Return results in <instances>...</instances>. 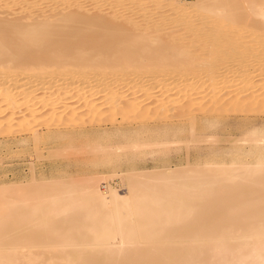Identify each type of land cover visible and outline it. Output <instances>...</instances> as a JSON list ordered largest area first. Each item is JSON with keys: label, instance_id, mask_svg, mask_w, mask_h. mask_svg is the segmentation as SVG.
I'll return each instance as SVG.
<instances>
[{"label": "bare ground", "instance_id": "obj_1", "mask_svg": "<svg viewBox=\"0 0 264 264\" xmlns=\"http://www.w3.org/2000/svg\"><path fill=\"white\" fill-rule=\"evenodd\" d=\"M89 1L95 13L84 0H0V135L30 133L38 148L99 122L186 116L155 134L195 137L230 112L238 152L223 169L129 176L124 197L101 194L99 177L43 182L29 204L3 197L0 264H264V136L245 131L264 113V0H111L109 15Z\"/></svg>", "mask_w": 264, "mask_h": 264}, {"label": "rangeland", "instance_id": "obj_2", "mask_svg": "<svg viewBox=\"0 0 264 264\" xmlns=\"http://www.w3.org/2000/svg\"><path fill=\"white\" fill-rule=\"evenodd\" d=\"M47 1L48 0H42L40 4L41 7L38 6V9L42 10L43 7H47ZM97 1L99 4H103L104 8H109L107 9L109 11L108 12L101 7V12L105 15H109L111 13L110 9H112V4L113 6L115 5L114 0H112V4L111 0ZM144 1L147 3L150 2V0ZM181 1L186 3L196 2V0ZM93 2L91 1V3ZM146 2L144 4L147 6ZM164 2H162L161 5L165 4ZM42 3L44 5H42ZM89 3L90 1L87 2V0H84L83 11L81 12L84 13L88 10L90 11L86 12L87 14L96 12L97 9L95 7L94 8L96 10L90 9L92 5L95 6V4L89 6ZM153 4L154 2H152V4L150 2L148 5L149 7H152L151 5ZM165 5L162 6L159 11L169 10L167 8L170 7ZM135 7L137 8L136 5L131 8L134 9L132 12L136 10ZM154 7L155 5H153L151 9ZM169 12L167 14H169ZM16 15L19 16V18L23 17L22 14ZM16 15H14L15 17L12 16V18L17 19L18 17ZM223 113V117L219 115L222 119V123L217 122L215 126H211L210 129L205 130L206 132H202V134L199 130H197L199 133L195 137H191L190 133L182 135L176 134L175 136L172 132L173 130H168L167 133L162 132V134H155L157 127L165 126L169 124L168 122L177 124L178 121V125L179 123L181 125L184 123L183 125L188 127L189 119H184L186 116L181 118L180 121L177 118H173V120H169L172 118H168L167 120L163 119L162 121L160 120L155 122L151 120L150 123L147 122L145 124H139L138 121H136L132 122L133 124L131 122H127V124L124 123L122 125V122H118L119 125L117 124L116 126H112L111 124L105 125L103 122H99L95 124V126L97 125L96 127H94V125H90L92 127L91 128L88 125L85 128L80 129L78 133L72 132L70 136H74V139L62 141V144L45 143L42 144V146L40 145V147L38 146V148H35L32 142L29 141L32 137L30 133H16V135L12 134L5 136L2 134L0 135V194L2 195V197L0 195V201H2L3 197L8 198L11 195H13L11 196L12 198L16 197L17 199V197H19L18 200H23L24 202L31 198H34L33 201L42 200V197L45 195L42 191L46 192L45 190L32 193V195L30 194L28 196L25 190H30L33 187H40L45 182H62L64 184L73 182L72 184H83L85 179L87 180V178L92 177H99L101 179L98 183V188L101 194L107 196L109 195L110 190L114 189L124 197L128 193L126 179L129 176H136L140 174H147L150 176L170 172H184V174L194 175V173L205 170L208 166H211V168H226L230 165V158L238 152L235 145L233 146L231 143L237 134L235 132L232 133L228 131L233 128L231 126L234 125V121H241V117L237 118L233 114H230V112L228 115L225 114L226 112ZM258 114L259 115L255 117L257 118L258 123L256 127H247L245 131L250 132L253 131V129H258L261 133L258 138H262L261 136H264V113ZM207 116L208 115L205 116V114L199 113L196 120L201 122L208 120ZM215 116L218 115L215 114ZM208 118L211 119V117ZM215 118L216 117L212 119H219V117ZM228 122L230 124H228ZM99 124L100 126H98ZM102 124L103 126H101ZM44 128L45 127H41V129H39L41 135H44L48 131ZM63 129L66 130V128L62 127L61 130ZM96 130L97 132H95ZM44 131L46 132L44 133ZM123 133L141 134V138H139L138 141L133 139L130 142V144L135 142V144H139L140 142L141 148H135V144L129 145L125 142L123 140L125 138H123ZM228 133L232 135L230 136ZM229 138H232V140H229ZM242 138L244 137H240V140H242ZM26 139L28 140L26 141ZM151 140L153 143H151ZM238 145H242V143L239 142ZM121 148L123 150H121ZM117 149L119 151H117ZM247 151L244 150L242 153L244 154ZM250 156L245 155L242 162H254ZM214 165L215 167H213ZM0 216H8L4 208H0Z\"/></svg>", "mask_w": 264, "mask_h": 264}]
</instances>
